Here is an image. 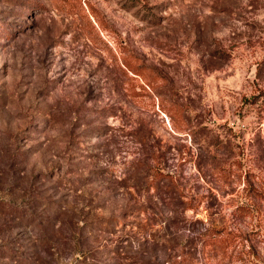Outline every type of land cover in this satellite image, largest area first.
I'll list each match as a JSON object with an SVG mask.
<instances>
[{
	"label": "rangeland",
	"instance_id": "374dc122",
	"mask_svg": "<svg viewBox=\"0 0 264 264\" xmlns=\"http://www.w3.org/2000/svg\"><path fill=\"white\" fill-rule=\"evenodd\" d=\"M0 264H264V0H0Z\"/></svg>",
	"mask_w": 264,
	"mask_h": 264
}]
</instances>
